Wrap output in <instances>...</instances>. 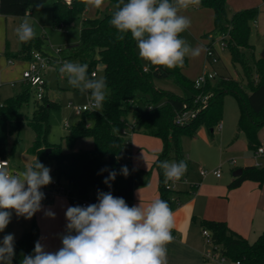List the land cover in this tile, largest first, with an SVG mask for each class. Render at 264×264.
I'll list each match as a JSON object with an SVG mask.
<instances>
[{"label": "trees", "instance_id": "16d2710c", "mask_svg": "<svg viewBox=\"0 0 264 264\" xmlns=\"http://www.w3.org/2000/svg\"><path fill=\"white\" fill-rule=\"evenodd\" d=\"M46 0H0V13L4 15L24 16L37 3ZM88 0H53L52 13L55 25L63 28L77 16L84 13ZM228 0H201L200 7H210L214 12V29L205 33L209 38L229 32L228 49L234 65L242 67V78L230 75H219L208 80L204 86L197 88L194 79L188 77L185 68L188 57L182 67L172 69L154 66L139 57L136 42L131 34L125 39H116L117 30L109 24L118 0H103L102 4H113L103 11L97 9L93 17H85L81 21L80 41L62 49L64 59L76 58L81 64L88 65V75L103 65V77L107 82V98L102 113L84 111L83 116L72 125L70 133L62 137L59 143L49 139L51 132V111L60 106L57 97L48 93L47 83L41 99L35 96V90L29 83L22 85L20 91L5 99L0 105V157L8 158L7 145L13 136L10 147L14 156L19 144L20 132L24 123L34 131V140L28 151L34 155L33 163L39 159L44 165L52 164L53 177L65 179L75 191L79 199H89L96 203L97 193L111 192L125 200L132 198L136 185H147L151 178L150 170L136 169L131 162L121 161L119 157L128 153L130 137L124 133L129 123L133 124L132 132H143L161 139L162 148L157 153L153 167L159 173L160 199L171 202L163 169L158 161L175 158L185 159L181 144L182 136L194 137L200 126H206L213 134L215 127L223 118L224 100L227 94L236 96L239 105V116L232 142L240 134H244L247 146L255 150L261 145L259 132L264 127V56L254 58L250 62L248 53L254 46L250 42L251 24L258 15V7H248L235 11L232 17L227 12ZM44 38L36 35L31 41L21 43L18 51L8 48L5 56L12 59H30L33 50L42 51ZM157 79H172L184 89L178 93L172 89L156 84ZM207 95L205 104L202 96ZM34 100L32 114L28 116L23 107ZM200 107V110L186 123L174 121L177 111H185ZM87 116L93 117L94 123L88 124ZM118 129L119 131H115ZM81 138H91L90 148L75 149ZM48 149H50L48 151ZM127 166L128 174L121 168ZM101 169H107L101 172ZM116 171L111 187L103 181L109 171ZM251 179L264 182V166L256 164L243 167L242 175L234 178L229 187L239 186L244 180ZM95 195L91 197V191ZM202 227L210 230L212 243L231 260H240L245 264H264V232L254 241L233 231L224 220L204 218ZM39 240V227L35 218L30 228L15 240V256L13 262L20 264L22 256L31 254L36 241Z\"/></svg>", "mask_w": 264, "mask_h": 264}, {"label": "clouds", "instance_id": "9594fccd", "mask_svg": "<svg viewBox=\"0 0 264 264\" xmlns=\"http://www.w3.org/2000/svg\"><path fill=\"white\" fill-rule=\"evenodd\" d=\"M95 8L103 0H89ZM201 0H118L109 24L117 30L116 39L131 34L139 57L151 65L168 69L182 67L186 56L198 57L202 46L193 48L180 34L190 28L191 20L182 10L199 6ZM20 42L36 37L33 26L24 19L16 28ZM68 84L88 95L93 111L102 113L107 98L105 77L88 75V65L63 62L58 69ZM115 131H119L116 129ZM165 183L179 181L187 171V163L158 161ZM107 169H101V172ZM51 169L37 160L25 170L10 172L0 163V232L17 217L31 219L42 210L45 193L42 188L52 183ZM128 174L127 166L121 168ZM112 170L104 183L116 179ZM97 203L68 206L65 211L66 231L61 235V247L47 251L38 240L31 254L22 256L20 264H168L167 245L173 240L174 213L167 201L156 199L145 206H129L123 197L110 191L97 193ZM45 215L54 218L48 210ZM15 256L14 234L0 240V264H12Z\"/></svg>", "mask_w": 264, "mask_h": 264}, {"label": "crops", "instance_id": "0c3cea01", "mask_svg": "<svg viewBox=\"0 0 264 264\" xmlns=\"http://www.w3.org/2000/svg\"><path fill=\"white\" fill-rule=\"evenodd\" d=\"M35 5L26 15L19 17H27L35 31L38 28L37 21L45 23L47 29H50L51 4ZM253 6L258 7L259 11L256 19L251 24L250 42L254 48L249 54H252L254 58H258L264 56V0H228L227 12L228 16L232 17L235 11ZM110 7L111 5L108 8ZM194 7L197 13L209 14L210 16V12H203V7ZM212 10L214 21V12ZM203 36L206 37L205 35ZM206 40L208 41V37H206ZM0 56L5 57L8 61L15 60L8 59L4 52H1ZM22 60H27V68L29 60ZM261 130L259 132L260 146L264 147L260 136ZM145 141L147 144L155 143L156 145L151 150H143L142 163H135L140 151L134 155L131 153L129 157H134L135 162H133L136 167L141 168V170H150L151 178L147 185H136L132 198L125 200L129 206L138 205L140 200L147 206L152 201L160 199L159 173L153 167L152 161L155 160L157 153L161 150L162 144L154 138L146 139ZM243 143L247 146L246 137L242 133L234 142H230L232 145L231 151L237 155L238 159H229L231 174L227 177L223 176V172H221L220 176H216L212 170H208L205 175H202L200 170H198V173H192L189 171L191 160L188 156H185L188 161L186 173L179 181L170 182L173 189L170 192L171 202L168 204L174 213L175 226L172 229L173 240L167 245L168 264H218L215 261L207 260L204 255L207 250L211 249L202 233V220L204 218L226 221L231 230L246 237L249 241H254L264 232V182L260 184L258 181L246 179L237 187H229V183L236 178L234 176L235 170L246 165H253L247 162L240 163V161H244L249 157L243 153ZM92 145L93 140L91 138H81L77 141L75 149L90 148ZM219 146H222V144H219ZM254 151L252 150L251 157H254L255 163L256 161L261 162V158L264 155L255 157ZM119 159L121 160V156ZM233 159L236 160L235 163L232 162ZM195 162L198 164V161ZM199 164H201L200 161ZM9 170L17 172L12 166V161ZM94 195L95 192L92 190L91 197H94ZM80 200L72 189L69 195L60 194L55 197L45 198L42 201V210L34 216L39 227V241L45 246L47 251H56L61 247L60 237L65 233L67 223L65 211L68 206H81ZM48 210L55 213L54 218L45 215ZM13 213L9 225L4 232H0V240L6 234H14L16 240L24 231L30 228L31 221L29 219H24L23 217L20 220V217H17L14 211ZM12 264L15 263L12 262ZM226 264L236 263L228 260Z\"/></svg>", "mask_w": 264, "mask_h": 264}, {"label": "rangeland", "instance_id": "374dc122", "mask_svg": "<svg viewBox=\"0 0 264 264\" xmlns=\"http://www.w3.org/2000/svg\"><path fill=\"white\" fill-rule=\"evenodd\" d=\"M52 1L53 0H46L44 1L45 3L41 2L35 5L51 4L50 29H47V25L45 23L37 21L38 28L35 33L39 37H46L42 45V51L52 59L42 72L43 78L47 83L48 93L52 97H57L60 101V106L53 109L50 114L51 132L49 135L51 142L59 143L62 140V137L70 133L72 125L83 116L84 112H79L76 106L87 103L89 99L88 95H82L78 89L69 85L67 77L61 76L59 73L58 69L62 65L60 62L62 59L61 52L57 51V49H65L70 45L79 43L82 19L84 17L95 16L98 8L92 7L88 0L87 8L83 14L77 16L72 22L68 23L63 28H58L53 20ZM108 5L109 3L102 4L100 8L105 11ZM112 6L113 4H111V7ZM203 8V12H210V16L209 14L203 15L202 13H197L194 6H190L188 9L182 10L181 12L182 15L190 18L191 26L180 34V38L186 40L193 48L202 46L203 49L198 57L187 56L188 66L185 69L186 75L195 80L204 70H215L217 75H230L234 78L241 79L243 74L242 67L239 64L234 65L232 63L231 54L228 48L223 50L219 49L220 58L218 62L212 63L211 59L210 61L207 59L205 44L208 41L203 35L204 33H209L214 29V21L213 13L211 12L212 8ZM24 19H27V17L0 14V53L4 52L6 48L11 51H18L21 48L22 42L18 40L15 30ZM42 26L44 27V30ZM248 58L250 62L253 61L252 54L248 53ZM64 61L80 63L76 58H68ZM26 66L27 60L15 59L13 61H8L5 57L0 56V104L3 103L4 99H6L9 95L20 91L23 82L22 72ZM96 72L97 75L95 78L103 77L102 64L98 65ZM23 84H25V82H23ZM156 84L164 88L172 89L178 93L185 92L184 89L178 86L172 79H157ZM69 102H73L74 106H68ZM33 108L34 100L31 98L29 104L23 107V111L30 116ZM238 116V100L235 95L227 94L224 100L223 118L220 122L222 127L217 125L212 134L206 126H200L194 137L187 135L182 136L181 144L184 156H188L191 160L189 169L190 172L198 173V170H201L202 168L214 170L220 167L224 177L230 176L231 169L229 159H238L237 155L231 151L232 145L230 144L234 138ZM66 122L69 123L68 126H66ZM87 122L88 124H93V117L87 116ZM260 136L264 144V128H262ZM20 138L21 140L17 145L13 157H11L10 154L12 136L9 138L7 145L8 155H10L9 160L10 162L12 161V166L15 171L25 170L33 163V155L27 150V148L34 140V131L26 123L22 126ZM150 138H154L162 144L160 138L157 136L146 135L143 132H134V134L130 136L129 151L128 153L121 155V161L125 162L129 160L136 169L141 170V168L136 167L135 163H142V153L144 149L151 150L155 148V143L147 144L145 141ZM227 139H229V141H227ZM219 144H222V146H219ZM247 148L248 147L244 144L242 150L244 151L243 153L249 157L244 161H240V163L247 162L249 164H256L254 157H251L252 150ZM136 152H138L137 162H135L134 157H129L131 153L134 155ZM169 161L171 162L177 160L175 158H171ZM195 161H198V164H196L197 162ZM199 161L201 164H199ZM153 162L154 160L152 161V164ZM261 162L264 166V157L261 158ZM45 166L51 169L50 175L53 177L54 166L52 164H47ZM22 218L23 217H20L19 219L21 220ZM34 218L35 216L29 219V221L32 222Z\"/></svg>", "mask_w": 264, "mask_h": 264}, {"label": "built area", "instance_id": "2783aa9c", "mask_svg": "<svg viewBox=\"0 0 264 264\" xmlns=\"http://www.w3.org/2000/svg\"><path fill=\"white\" fill-rule=\"evenodd\" d=\"M229 38H230V34L228 31L223 32V33L215 36L214 38H211V39L209 38V40L206 44V56H207V59L209 61L211 59L212 63L218 62V60L220 58L219 49L223 50V49L228 48V39ZM57 51L61 52L62 49L58 48ZM61 59L62 60H60V62H61V64H63V62H65L64 61L65 59L62 58V56H61ZM51 61H52V59L50 58V56L45 54L43 51L33 50L31 53V58L29 59L28 67L23 70V82L29 83L33 86V88L35 90V96L38 99L42 98V96L44 94V90H45L44 84L46 81L43 78V72L42 71ZM93 74H95V76H96L97 72L94 71V72H92V76H93ZM218 76L219 75L216 74L215 70H211V71L204 70L194 80L195 86L197 88H201L202 86H204V84L208 80H214ZM200 98H201L202 103L205 104L208 96L205 95V96H202ZM68 106H74L73 102H69ZM76 108L79 112L92 111V109L90 108V105H89V100L85 104L76 106ZM198 110H200V107H197L195 109L185 110V111H177L175 118H174V121L178 124H184L191 117L195 116V114L198 112ZM68 125H69V123L66 122V126H68ZM218 126L221 127L222 125L218 124ZM132 127H133V124L129 123L127 125V127L124 129V133L128 137H130L133 133L131 131ZM254 154H255V157H260V156L264 155V147L259 146L258 148H256L254 151ZM232 162L235 163L236 160L233 159ZM0 163H2L3 166H6L9 170V166H10L11 162L8 158L0 157ZM256 165L261 166L262 163L259 161H256ZM200 172L202 175H205L208 173V170L202 168L200 170ZM212 172L216 176H220L222 169L219 167L217 169L212 170ZM170 182L171 181H169L167 183V187L170 189H173ZM41 191H43L45 193V198H49V197L51 198V197H55V196L60 195V194L69 195L72 191V188L69 185V183L67 182V180L59 179L57 177H52V183L49 184L48 186H45L44 188H42ZM80 201H81V206H86L88 204H92L89 199H81ZM202 233H203L204 237L206 238L207 243L211 246V249H209L205 252V254H204L205 258L207 260L215 261L218 264H226V262L230 259L220 251V249L217 245H214L212 243L210 230L203 228ZM232 261H234V260H232ZM234 262L236 264H245V263H242L240 260H235Z\"/></svg>", "mask_w": 264, "mask_h": 264}, {"label": "water", "instance_id": "95a60500", "mask_svg": "<svg viewBox=\"0 0 264 264\" xmlns=\"http://www.w3.org/2000/svg\"><path fill=\"white\" fill-rule=\"evenodd\" d=\"M49 150H50V149H48V151H49ZM242 173H243V168L240 167V168H238L237 170H235V172H234V176H235V177H238V176L242 175Z\"/></svg>", "mask_w": 264, "mask_h": 264}]
</instances>
